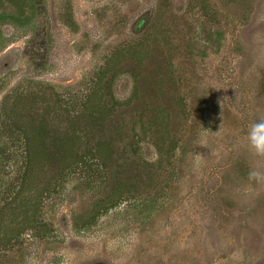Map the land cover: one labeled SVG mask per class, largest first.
I'll return each mask as SVG.
<instances>
[{"label": "rangeland", "instance_id": "374dc122", "mask_svg": "<svg viewBox=\"0 0 264 264\" xmlns=\"http://www.w3.org/2000/svg\"><path fill=\"white\" fill-rule=\"evenodd\" d=\"M25 7L0 1V215L24 209L47 231L0 246V264H264V183L248 180L264 158L247 143L264 117V0ZM99 82L111 108L90 125L76 118ZM44 116L78 154L109 142L106 166L62 153L23 182V127Z\"/></svg>", "mask_w": 264, "mask_h": 264}, {"label": "trees", "instance_id": "16d2710c", "mask_svg": "<svg viewBox=\"0 0 264 264\" xmlns=\"http://www.w3.org/2000/svg\"><path fill=\"white\" fill-rule=\"evenodd\" d=\"M2 1V0H0ZM9 3L13 4L17 8V12L20 13V15H24L26 13L25 11V4L27 0H8ZM96 90H93V93L98 97L99 102L96 103H86L85 100V105L87 108L80 113V118L77 116L78 119H82L84 122L90 124V125H95L98 122H102L106 119L108 111H110V108H106V104L101 103V101L104 100L105 98V92H101V89L104 88V84L99 82L98 87ZM98 92V93H97ZM18 98H21L18 96ZM31 102H24V104H21L22 98L19 100V102H16V107H22L23 109H26L27 107L29 108L28 110V115H32V111L36 110L37 113L39 110H37V107L33 105V103L38 102V97L35 96H30L29 97ZM102 106H99L101 105ZM29 105V106H28ZM67 110V108L65 109ZM46 114V112H45ZM39 120L38 124H34L30 130L23 127V133L24 134V148L22 149V154H23V162L25 163V169L23 170V175L22 181L24 182L25 175L27 174L28 169L31 167H34V161L39 160V161H47L49 162L51 158L58 157L62 159V153L66 154H73L74 156L77 155L79 159L82 162H87L89 160H86L88 155H92V159L96 161L97 163H102L104 166L107 164V160L110 159V156L112 155L111 151L113 150L111 148V144L107 142L104 139H101L98 141L97 145L95 146V149L89 147L87 148V151L85 153L78 154L79 147H74V145L71 143V140L74 139L73 137L70 140L71 135L69 133L68 128L64 129L62 132V128L60 130H57L55 128L50 127V123L48 121H45V116L44 117H38L36 118ZM28 125V124H27ZM5 132V131H4ZM12 140L15 138V136L10 135ZM92 150L95 151L92 153ZM90 157V158H91ZM89 159V157H88ZM20 177V178H21ZM22 182V183H23ZM22 189V188H21ZM21 191V190H20ZM20 192H17V195ZM10 195V194H7ZM14 198H16V196ZM121 197L113 199V195H111V198L103 199V206H97L96 209L93 210V213L91 214L90 217L87 219L83 218V224L87 225L91 222H95L98 218V216L106 212L108 209L117 206L119 202H122ZM13 202V201H12ZM11 202V203H12ZM5 208V212H3L0 215V228H2L6 234V238L3 240H0V246L8 245L9 243H17L21 242V238L24 234L25 231L28 229L35 228L36 226H40L39 229H45L47 231V226H45L43 223H41L40 219H38L36 216L29 217L26 214V211L24 209H21L20 212L16 213H10L9 211L14 210V208L10 207H5L6 204L3 205ZM104 210V211H103ZM9 216V218H5V214ZM20 214V215H19ZM10 220V222H9ZM6 225V228L3 227V225Z\"/></svg>", "mask_w": 264, "mask_h": 264}, {"label": "clouds", "instance_id": "9594fccd", "mask_svg": "<svg viewBox=\"0 0 264 264\" xmlns=\"http://www.w3.org/2000/svg\"><path fill=\"white\" fill-rule=\"evenodd\" d=\"M247 143L248 150L254 156L264 158V117L250 124L247 132ZM248 180L256 183H264V171L256 168L250 169Z\"/></svg>", "mask_w": 264, "mask_h": 264}]
</instances>
